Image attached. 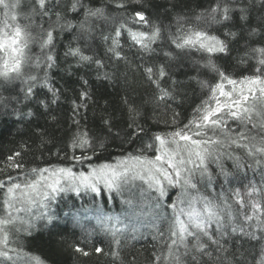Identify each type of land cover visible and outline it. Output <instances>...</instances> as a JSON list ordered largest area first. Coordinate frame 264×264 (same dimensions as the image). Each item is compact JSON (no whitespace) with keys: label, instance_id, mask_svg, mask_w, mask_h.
<instances>
[{"label":"snow or ice","instance_id":"obj_1","mask_svg":"<svg viewBox=\"0 0 264 264\" xmlns=\"http://www.w3.org/2000/svg\"><path fill=\"white\" fill-rule=\"evenodd\" d=\"M62 65L83 70L63 118ZM2 117L35 124L66 163L0 157V264H60L89 247L137 264V244L144 264H264V0H0ZM116 143L135 148L94 163ZM240 169L253 172L243 193L231 188ZM70 193L84 203L62 218L53 204Z\"/></svg>","mask_w":264,"mask_h":264},{"label":"trees","instance_id":"obj_2","mask_svg":"<svg viewBox=\"0 0 264 264\" xmlns=\"http://www.w3.org/2000/svg\"><path fill=\"white\" fill-rule=\"evenodd\" d=\"M159 3H164L165 0H158ZM64 44L68 43V38L65 37ZM241 44L243 41L240 42ZM66 65H62L60 69H54V81L58 86H61L66 91V95L68 97L67 101H64L61 105V110L57 113L58 117L63 118L64 115L70 114L68 109L71 104V99L75 97L74 89L79 87L78 83V76L83 74V70L79 73H75L73 75H69L66 71H64V68ZM124 71V69H121ZM75 72V70L73 69ZM129 75H131V72H129ZM181 79H184L183 76L180 77ZM139 91L142 93L144 91V88L146 86L144 85H137ZM192 100V90L188 89V99L185 101L184 107L182 109H179L183 116H189L191 112L190 104ZM88 119L91 120L93 117L92 112L87 113ZM16 120V117H2L0 118V157H7L10 153L13 151H24L26 152V155L24 156L25 162H31L28 163V167H47L49 164L53 166H65L66 162H63V156L60 157V159L56 158L55 155V149L52 150V153H49L46 149L39 147V141L36 139V133L40 131L41 129H37L35 124L28 126L26 123H13V121ZM40 124H44V120H40ZM151 127L152 131H159L164 130V124L163 121H161V124L159 128H156L155 125L152 124L151 121H149V124L146 125V127ZM36 141V143H33ZM31 146V150H27L24 148V145ZM135 148V145H123L120 146L119 143L113 144L108 152L104 153L103 156L99 160L94 159V163H115L121 156V153L125 152L126 150L131 152ZM34 153V155H33ZM224 163L229 168V170L235 171L233 167L232 161L225 160ZM213 169H215V165L211 166ZM218 171V169H215ZM22 175V174H21ZM253 178V172L249 169L247 171V174L245 176V172L243 169H240L236 177L232 180L231 188L232 189H239L241 193L244 192L243 185H246L249 179ZM258 179V177H257ZM221 180H217L215 182V186L217 188V191H219V184ZM203 191V189H202ZM227 191V189H226ZM210 192V189H209ZM105 199H107V194L104 196ZM98 200L101 199L100 197L97 198ZM120 197H116L115 200L108 199L107 204L108 208L113 209L115 211L120 210ZM173 199L175 197L173 196ZM87 200V198H85ZM81 203H84V201H81L80 198L76 197L74 194H67L64 200L60 201L59 204H53V209L63 218V212L68 210V206L75 204L76 207H79ZM61 228H66L67 231L64 233L66 238L70 242H75V240L79 239V230H74L72 227V223L68 221L67 223H62ZM76 232L77 235L74 236L73 232ZM37 237L40 235L39 232L35 234ZM31 237L27 238L24 237L26 245L29 243V240L31 241ZM146 243V242H145ZM99 246V245H98ZM148 248H151V245H147ZM41 251H46L45 249H40ZM33 251L36 252V254H40L36 248H33ZM88 251L90 252V255L88 257H83L79 254H73L72 250L69 249L67 252H65L60 257V264H109V258L102 255L97 254L92 251V248L89 247ZM135 252L138 255V261L137 264H144V258L148 255L146 251H144V245L137 244L135 248Z\"/></svg>","mask_w":264,"mask_h":264}]
</instances>
